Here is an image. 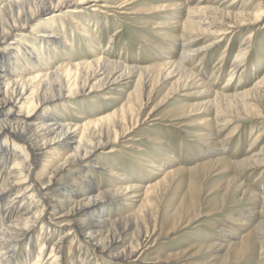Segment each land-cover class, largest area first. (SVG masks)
I'll return each mask as SVG.
<instances>
[{
  "label": "bare ground",
  "instance_id": "bare-ground-1",
  "mask_svg": "<svg viewBox=\"0 0 264 264\" xmlns=\"http://www.w3.org/2000/svg\"><path fill=\"white\" fill-rule=\"evenodd\" d=\"M88 1L0 0V264H9L14 258H18L17 264H75L79 259L81 264H102V260L141 264L160 237L188 227L201 214L198 206H202V199L183 196L176 201V189L184 183L185 168L175 166L168 171L165 168L160 179L153 182L150 177V184L140 188L105 162L104 149L126 138L135 128L152 125L164 117L171 119H168L169 127L180 126L186 118H193L187 124L188 132L197 136L199 144L207 146L218 145L212 131L205 127L208 121L230 124L243 119L242 116L264 121V75L248 89L222 94L213 91L185 67L187 58L193 59L223 43L227 35L240 34L249 27L258 28L264 21V0H216L205 6L196 0H103L108 5H101V9L106 8L107 12L98 7L92 12H111L112 16H168L180 10L183 18L179 20L147 22L161 39L168 36V41L177 45L178 53L172 54L178 56L169 54L167 60L153 69L94 56L89 61L68 59L67 63L55 67L50 48L55 52L58 43L68 44L65 34L62 35L51 21L38 27L33 24L63 8ZM67 20L72 28L81 31V36L94 40V33L73 15L67 16ZM164 28L170 30L169 34ZM23 34L37 38V46L28 44ZM250 37L251 33L245 41ZM204 40L208 41L199 45ZM248 49V45L241 47L236 62ZM27 60L32 66H28ZM134 81L139 82L140 96L131 98L128 105L104 119L83 123L81 115L77 116V121H71L47 110L56 100L93 90L122 92V85H118H131ZM184 90L188 99L175 114L162 115L160 109L165 102ZM159 96L161 98L145 117L139 118L149 102ZM115 98L112 95L111 100ZM197 100L201 102L196 103ZM200 110L206 114L211 112L212 118L203 122L196 120ZM110 119L112 123L102 125ZM227 138L230 139V135ZM212 150L207 174L220 168H224L220 169L223 174L226 170L255 168L264 161V146L259 153L232 163L220 148ZM163 151L166 155L161 161L166 162L171 155L168 150ZM171 161L158 165L147 160L144 167L171 166ZM94 170L105 181L101 188L94 186ZM111 178L117 180L116 184ZM240 188L244 186L232 176L226 182L223 198L237 193ZM142 190L144 197L139 206L124 202L141 197ZM242 200L251 202L249 210L264 206V197L259 199L247 189ZM110 209L122 211L112 218L107 215ZM255 230L259 248L257 264H264V223L260 222ZM55 234L56 241L50 243ZM120 244H123L121 248ZM226 245L215 240L202 244L195 252L157 253L153 264L176 261L228 264V254L234 248ZM237 247L245 256L247 248L243 244ZM34 250L36 255L32 260ZM44 251L48 255L42 259Z\"/></svg>",
  "mask_w": 264,
  "mask_h": 264
},
{
  "label": "rangeland",
  "instance_id": "rangeland-1",
  "mask_svg": "<svg viewBox=\"0 0 264 264\" xmlns=\"http://www.w3.org/2000/svg\"><path fill=\"white\" fill-rule=\"evenodd\" d=\"M196 1L205 6L206 3L210 4L216 0ZM226 1L228 0H221V2ZM103 4L108 5V2L89 0L80 6L74 5L65 9L63 8L60 12L57 11L50 16L42 17L33 24V27H38L46 23V21H51L54 25L58 26L62 35L65 34L64 36L68 44L58 43L55 52L50 48L51 60L55 64V67L61 63H67L68 59L74 62L89 61L94 56L93 58L100 57L124 65L134 64L153 69L159 63L167 60L169 54L174 57L178 56V54H172L177 52V45L170 43L168 36L164 37L165 40L161 39L156 34V29L150 27L147 22H166V20L169 21L171 18L175 21L179 20L183 18L181 17L180 10H176L177 12L174 15L168 16L163 14L152 16H150L151 14L147 16H112L111 12L110 14L92 12L96 7L99 10L107 12L106 8L101 9V5ZM70 15H73L80 24L87 27V29L89 28V31L94 33V40L91 41L86 37L85 39L81 36V31L79 32L70 26L67 20V16ZM156 16L161 20L159 21ZM262 25L264 26V21L258 25V28L249 27L240 34L227 35L223 43L206 49L205 52L195 55L193 59L187 58L185 67L217 93L232 94L236 91L250 88L264 75V28ZM164 30V32L169 34L170 30L165 28ZM250 33V42L245 41ZM23 35H25L23 39L28 44L36 45L37 38L34 39V36L29 34ZM205 41L208 40L200 41L199 45ZM242 44L248 45L249 49L236 62L241 47L245 48L246 46H241ZM27 62L30 64L28 66H32L29 60ZM233 68L235 69L233 70ZM118 86H121L122 92L111 89L93 90L84 95L56 100L47 110L55 111L57 114L63 115L65 119L71 121H77V116L81 115L83 117L81 122L83 123L95 119H104L112 112L120 111L124 105H128L132 101L131 98H138L140 96L138 81H134L131 85L123 86V84H120ZM184 91L174 94L175 97L172 95L165 102L164 106L160 109L162 115L169 116L175 114L184 100L188 99L185 97L187 91ZM112 95L116 97L113 100H111ZM160 98L159 96L150 101L148 107L142 110L139 118L143 119L146 115L145 113ZM199 102L201 100H197L196 103ZM201 111H199L200 114L195 116L196 120L203 122L205 119L212 118L211 112L210 114H206V112L201 113ZM255 113H257L256 110ZM242 118L230 124L215 123L212 120L206 122L207 125L205 124V127L210 129L214 137L217 138V146L210 145V147L199 144L197 136L188 132L189 128L187 124L193 118H186L180 126L169 127L171 123L169 120L171 119L164 117V119L161 118V120L153 122L152 125H143L135 128L126 138L118 139L115 144H109L108 148L104 149L106 151V154H104L105 162L114 171H120L126 178H129H127L129 182H134L140 188L148 186L150 184L148 182L151 179H153V182L160 179L162 177L161 173L165 168L167 171L175 166L185 168V174L182 176L184 183L176 189V201H180L183 196H186L187 199L192 198L197 200L198 197L202 199V206H198L200 207L199 213L201 214L191 221L188 227L182 228L167 237H160L153 244L152 253L145 257L141 264H153L155 262L153 258L157 253L195 252L202 244L211 243L215 240L223 241L227 244L226 246L234 248L228 254V264H257L259 248L254 232H256L255 229L260 222L264 223V206L249 210L252 207L251 202H246L242 199L244 197V189H247L259 199L264 197V161L255 166V168L247 167L236 172L226 170L229 175L227 172L224 174L220 173L224 168H220L221 171L220 169L212 171L211 174H207L208 171L206 169L209 160L213 158V148H220L222 154L231 163L247 158L255 152H260L261 147L264 146V121L245 116H242ZM112 121L113 119L106 120L102 125H107V123H112ZM258 134H260V138L259 142L256 143ZM228 135H230V139L227 138ZM157 141L160 142L156 143ZM161 146H164V148ZM163 149L168 150L171 155V159H168L169 161L172 160L171 166H162L154 169L144 167L147 160L158 165L165 164L168 160L166 162L165 160L161 161L165 158L164 155H166ZM144 168L147 169L145 170ZM151 171L154 174H150ZM232 176H235L244 188H240L236 191L237 193H231L226 198H223L226 182ZM94 179V186L96 185V188L104 186L105 181L103 176L99 175L95 170ZM111 179L116 184L117 180L115 178ZM142 192L144 190L139 192L141 197L124 202H132L135 204V207L139 206L142 197H144ZM102 204L104 206L105 202ZM120 211L122 210L114 211L110 209L107 215L113 218V216L120 214ZM218 226L225 229V231L219 230ZM231 233L234 234L231 235ZM56 239L57 234L52 235L50 243L55 242ZM241 244L247 248L245 256L243 251L237 247ZM120 245L119 247L121 248L123 244ZM235 247L237 248L235 249ZM33 254L32 260L35 259V250ZM47 255L48 252L44 251L42 259ZM17 259H12L9 264H17ZM182 263L176 261L168 262L167 264ZM75 264H81L80 259ZM102 264L116 263L102 260Z\"/></svg>",
  "mask_w": 264,
  "mask_h": 264
}]
</instances>
